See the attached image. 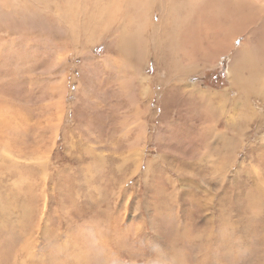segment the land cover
Instances as JSON below:
<instances>
[{
  "label": "rangeland",
  "instance_id": "obj_1",
  "mask_svg": "<svg viewBox=\"0 0 264 264\" xmlns=\"http://www.w3.org/2000/svg\"><path fill=\"white\" fill-rule=\"evenodd\" d=\"M39 41L26 82L0 88V158L9 165L0 178V264H264V91L252 100L263 112L259 129L258 119L229 127L227 115L196 117L187 103L182 116L162 118L158 96L147 116L148 100L132 101L101 69L85 71L78 88L75 45ZM226 69L225 58L192 83L224 88ZM138 108L143 131L131 122ZM18 174L27 181L15 187Z\"/></svg>",
  "mask_w": 264,
  "mask_h": 264
},
{
  "label": "bare ground",
  "instance_id": "obj_2",
  "mask_svg": "<svg viewBox=\"0 0 264 264\" xmlns=\"http://www.w3.org/2000/svg\"><path fill=\"white\" fill-rule=\"evenodd\" d=\"M43 34L50 36L48 45L62 50L71 51L75 45V57L81 59L75 64L81 71L74 78L78 88L85 71L101 69L119 81L132 101L148 100L143 112L147 116L155 115L149 101L158 96L162 118L182 116L187 103L186 109L194 107L195 116L202 119L229 116V127L233 119H258L257 129L263 125V112L252 100L264 91V0H0V88L26 82L28 63L37 61ZM240 36L244 39L237 46ZM103 43L101 55L92 52ZM225 58L228 85L218 89L201 79L192 83L193 77H207V71L217 69ZM66 60H59L65 86ZM151 63L154 72H145ZM155 85L161 87L159 92ZM135 115L131 122L145 130L138 122L139 108ZM61 121L54 123L56 135ZM2 145L8 152L13 146L4 140ZM36 163L48 165L46 160ZM6 167L0 158V178ZM150 168L151 163L143 177ZM10 181L16 187L27 180L18 174Z\"/></svg>",
  "mask_w": 264,
  "mask_h": 264
}]
</instances>
